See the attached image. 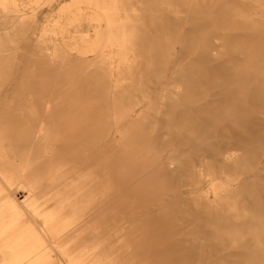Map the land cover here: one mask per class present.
I'll return each mask as SVG.
<instances>
[{
  "label": "bare ground",
  "instance_id": "bare-ground-1",
  "mask_svg": "<svg viewBox=\"0 0 264 264\" xmlns=\"http://www.w3.org/2000/svg\"><path fill=\"white\" fill-rule=\"evenodd\" d=\"M123 1L0 0V53L14 47L34 56L25 62L18 88L10 96H0V233L6 230L11 233L0 244V264H136L138 260L134 256L121 260L114 257V251L130 253L123 239L113 252L101 250L102 241L110 240L108 210H112L113 201L122 191L141 182L143 188H138V193L130 197L132 200L123 204L124 210H132L127 211L133 215L128 224L137 220L138 214L133 209L138 205L150 210L148 206L152 203L146 192L153 189V177L159 168L180 178L195 176L200 187L208 185L198 196L204 199V207L212 210L217 208L214 201L219 195L232 194L239 188L244 190L256 180L264 181V177H233L230 181L234 187L223 184V179H229L232 167L240 165L244 158L245 142L237 137L239 129L249 135L256 133L264 126L260 117L242 115L224 124L216 122L196 137L188 150L182 152L175 146L164 158L154 155L156 147L147 139L140 146L134 140L126 144L124 137L122 148L118 147V154H114L108 150L113 128L96 118L99 113L93 101L72 96L75 94L55 89L44 81L48 74H42L39 67L32 65L34 62L52 65L60 53L67 58L72 51L93 52L95 57L90 61L101 64L100 69L109 79L104 94L115 97L136 91L145 103V113L155 114V119L145 128L150 133L164 127L174 106L187 110L196 103L194 108L201 109L229 96L230 88L224 87L226 83L221 76L231 61L229 33L206 37L203 33L206 27L190 25L196 35L191 49L186 50L187 34L184 32L178 40L180 35L169 34L167 24H161L152 34L146 32L142 36L138 32L143 18L155 19L161 15V6L168 10V16L188 22L191 15L205 13L199 10L200 2L215 0H146L141 2V7L136 1L129 8L124 7ZM255 5L264 8L263 2ZM246 18L254 20L252 16ZM150 27L155 30L153 22ZM142 37L149 41H142ZM33 39L35 42L31 43ZM186 54L194 59L178 67L188 58L184 57ZM169 56L174 57L176 66L169 73L170 82L157 92L154 86L162 78L163 65ZM244 72L252 73L254 84L249 88V99L243 97L238 105L244 108L246 100L254 106L264 104L261 86L264 68L247 67ZM239 75L236 72L234 78L237 80ZM108 101L112 102L116 116L124 114L121 105L115 104L117 99ZM134 106L129 104L126 110L132 111ZM158 108L163 110L161 119L156 117L160 114ZM144 111H134L125 128L135 127L134 122ZM220 124H223L221 129H226V136L217 135ZM173 128L178 130L176 125ZM99 131H103L101 137ZM159 138L165 142L168 136L164 133ZM188 153L192 154L191 159L186 158ZM260 157L264 161V155ZM126 163L137 168L136 174L129 178L120 171ZM188 193L180 189L172 202L179 204L194 198L190 194L188 197ZM209 193L213 200L209 199ZM36 194H40L39 203ZM43 210H69L71 218L63 225L69 229L91 222L89 228L94 240L85 254L64 258L54 248V233L49 232V226L60 219ZM126 236L131 241L138 237L135 232ZM119 245L123 249L118 250Z\"/></svg>",
  "mask_w": 264,
  "mask_h": 264
},
{
  "label": "rangeland",
  "instance_id": "rangeland-1",
  "mask_svg": "<svg viewBox=\"0 0 264 264\" xmlns=\"http://www.w3.org/2000/svg\"><path fill=\"white\" fill-rule=\"evenodd\" d=\"M136 1L140 2L141 7V2L144 3L146 0H124L122 3L124 7L129 8ZM261 2L264 3V0L200 2L198 4L199 10L205 11V13L191 15L188 22L168 16V10L161 6L160 16L162 17L156 15L155 19L145 17L140 21L138 32L142 36L146 32L148 34L154 33L161 24H167L169 34L180 35L178 40L185 32L187 34L185 37L187 41L186 50L191 49L196 35L190 25L200 28L206 27L207 29L203 32L206 37L208 35H226L227 33L231 36V61L230 65L228 64V70H225L224 64L221 65L224 68V74L221 75L222 81L226 83L223 85L230 88L229 96L222 97L213 106H205L201 109L194 108L196 103L187 110L184 107L178 109L174 106L168 112L167 123L154 133H150L148 130L145 132V128L155 119V114L145 113V103L140 101L136 91L115 97L104 94L108 89L106 84L109 79L104 70L100 69L101 64L90 61L95 57V53L80 54L72 51V55L67 58L60 53L52 65H45L41 62H34L32 65L39 67L42 74H48L44 81L50 82L55 89L66 90L71 93L70 95L75 94L72 96L93 101L99 113L96 118L105 120L113 128L111 132L113 140H111L108 150L118 154V147L122 148L123 137L126 144L134 140L140 146L147 139L156 147L154 155L164 158L165 155L174 150L175 146L182 152L188 150L195 138L213 127L216 122L224 124L228 122L227 120L233 121L242 115L253 114L260 117L264 123V104L254 106L246 100V105L243 102L244 108L238 105V101H241L243 97L249 99V88L254 84L253 77H251L252 73L244 72V70L247 67L251 69L264 68V8L255 5ZM81 7L84 8L83 5ZM249 16H252L254 20L251 21L246 18ZM151 22H153L155 30L151 29ZM211 26H214V29H211ZM219 28H223V30ZM141 40L149 41L148 38L144 37ZM34 42L33 39L31 43ZM157 49L161 50L159 47ZM175 49L178 50L177 45H175ZM27 54L22 53V50L18 48L14 49V47L8 49L7 52L0 53V96H10L11 92L18 88L21 71L26 60L34 57L32 52ZM184 57L188 58L178 64V67H182L184 62L194 59L193 55L186 54ZM157 61L159 62V57ZM157 61L155 62L156 65L159 64ZM175 66L174 57L169 56L163 65L164 74L154 86L157 92L170 82L169 73ZM237 66L236 72L240 75L236 80L234 69ZM261 86L264 87V83ZM243 89L245 95H242ZM225 98L228 99L225 100ZM112 99H117L115 104L121 105L124 114L121 113L117 116L114 114L112 102L108 101ZM129 104H136L135 110H126ZM158 109L160 114L156 117L161 119L163 110ZM136 110L145 111L141 118L134 122L136 126L129 130V127H125L130 123L128 119ZM223 124L217 128L218 136L227 135L226 129H221ZM175 125L178 126L177 131L173 128ZM232 129L237 130L236 127H231ZM164 133L167 134L169 140L167 138L165 142H161L159 137ZM238 133L239 136L237 137L244 139L243 142H245L242 145L245 148L244 158L240 161V165L232 167L229 179H223V184L227 186L229 183L231 184L230 180L233 177L238 179L264 177V161L260 157L264 155V126L252 135L242 133L240 129ZM102 134L103 131L98 132L99 137ZM161 143L164 144L161 146ZM191 157V153L186 156L187 159H191ZM136 169L126 163L120 171L123 177L129 178L136 174ZM164 170V168H159L156 171L158 173L153 177L154 187L151 191L146 192L152 203L148 206L150 210H143L138 205L137 209H133V212L138 214V218L134 222L128 224L130 216L133 215H129L128 210L123 209V204L132 200L130 197L138 193V188L140 190L143 188L142 182L139 183L140 185L122 191L115 198L111 207L112 210H108L110 211V226L112 227L110 240L109 242L102 241V251L112 250L113 252V249L123 239L124 243H128L130 253L114 251V257L121 260L124 257L134 256L135 260H138L135 262L136 264H264V181L256 180L248 183L244 190L239 188L232 194L225 192L219 195L217 201H214L217 208L212 210L204 207V199L198 196V193L208 189V185L200 187L195 176L180 178L179 175ZM24 178L26 177L22 179ZM229 187L234 186L231 184ZM180 189L188 191V197L193 195L194 198H197L189 199L184 203H173L172 198L178 194ZM208 197L213 200L211 193L208 194ZM18 198L21 199V194H18ZM35 199L39 203L40 194H36ZM43 211H50L54 218L59 217L60 219L59 222L49 226V232L58 236L57 238L53 235L52 244L54 248L62 253L64 258H74L78 254H85L88 245L94 240L92 238L94 233L89 228L91 222L86 225H76L69 229L63 226L71 218L69 210ZM133 232L138 236L135 241L129 240V237L126 236L130 233L133 234ZM10 234L8 230L0 233V244ZM117 248L121 250L123 245H119Z\"/></svg>",
  "mask_w": 264,
  "mask_h": 264
}]
</instances>
